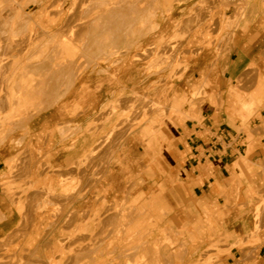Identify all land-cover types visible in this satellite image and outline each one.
Masks as SVG:
<instances>
[{
    "label": "rangeland",
    "instance_id": "1",
    "mask_svg": "<svg viewBox=\"0 0 264 264\" xmlns=\"http://www.w3.org/2000/svg\"><path fill=\"white\" fill-rule=\"evenodd\" d=\"M59 1L0 0V11L4 14H0V150L7 152L5 161L10 162L5 165L4 161V168L0 170V188L8 202L7 215L0 214V221H9L14 228L6 238L0 239V264H49V257L55 264H217L211 262L213 258L208 255L211 252L208 248L202 251L205 261L190 260L195 235L184 227L167 228L163 224L169 214L166 208L161 211L158 203L149 202L155 197L153 194L145 197L142 192L137 193L141 178L130 173L124 177L126 171L120 164L128 154L134 153L137 158L141 148H145L152 158L155 173L166 177L168 170L163 164V152L169 151L181 133L195 132V125L202 124V112L208 106L225 107L232 123L239 122L237 127L232 124L235 131H242L247 142L250 138L247 134L254 135L264 158V117L259 122H246L254 110L264 109V101L256 103L252 112L241 118L231 110L228 101H223L228 90L218 89L217 70L211 74L208 91L200 88L195 99L186 106L189 117L177 116L170 122L166 117L161 121L157 119L161 122L159 139H162L153 149H147L145 141L139 137L142 128L157 115L156 102L162 103L163 108L168 106V96L162 93L163 89L171 85L189 97L191 86L200 80L203 66L211 69L240 22L257 15L264 17V0H141L143 3L116 0L121 2H115L117 5L108 11L116 12L115 17L110 18L112 21L117 18V23L113 21L115 26L112 22V26L108 25L107 20L100 22V13L104 12L101 9L112 6L103 5L105 0H62L60 4ZM120 5L122 8H118ZM98 9L99 14H95L100 24L91 17ZM13 11L19 13L16 15ZM24 13L31 14L28 31ZM39 13L42 14L41 26L56 32L59 38H75L77 48L71 57L59 53L49 37L40 40V36L33 35L34 40L28 39ZM92 18L99 29L95 27L97 23L91 22ZM223 21L227 23L221 25ZM170 23L172 27L166 28ZM60 25L65 28L61 29ZM105 25L113 28L105 30ZM202 31L210 34V46L202 45L195 38ZM63 56L71 58L68 63L66 59L64 64L58 61ZM206 62L210 64L206 66ZM256 62L254 68L238 77L229 88L241 87L250 95L260 75L264 74V50L256 55ZM78 70L84 78L89 77L90 85L97 77L103 78L102 84L94 89L82 86L74 78ZM104 71L114 75L112 79L109 77L112 82L106 80L108 75L102 76ZM29 75L33 78L34 91L28 94L33 100L26 102L34 107L27 105L28 112L19 110L21 106H17V112H11V108L9 111L7 97L17 96L14 91L25 87ZM240 94L244 98L243 93ZM107 134H110L109 139ZM92 148L98 149L92 153ZM115 164L118 166L113 167ZM114 168L122 175L125 192L121 200L114 198L110 202L106 193L111 188L110 175ZM60 174L63 179L66 176V180L59 185L55 181H59ZM262 175L264 180V165ZM47 177L53 178L55 185L45 186ZM62 193L66 196H61ZM254 200L255 207L260 205L258 210L254 207L255 232L247 235L245 241H237L242 258L248 260L257 255L254 236L264 226V187ZM17 205L22 207L20 213ZM37 212L47 220L33 236ZM203 220L207 226L209 220L205 211ZM202 231L199 228L196 233ZM17 238H22V250L16 256L10 254V250H14L10 245ZM210 247L218 249L217 243Z\"/></svg>",
    "mask_w": 264,
    "mask_h": 264
},
{
    "label": "crops",
    "instance_id": "2",
    "mask_svg": "<svg viewBox=\"0 0 264 264\" xmlns=\"http://www.w3.org/2000/svg\"><path fill=\"white\" fill-rule=\"evenodd\" d=\"M263 50L264 17L257 15L240 22L231 40L222 46L219 52L220 57L213 66L218 71V89L225 92L228 90L227 98L226 94L223 95V101H228L227 104L231 110L241 118L248 116L254 106L249 110V113L240 115L236 109L239 103L247 102L249 96L254 94L260 97L257 100L258 103L264 101V93L258 91L259 81L261 77H264V74L260 75L257 87L250 95L244 92L243 88L238 87L244 98L238 90L229 88V85H233L238 77L258 64L256 55ZM209 64L210 62H206V66ZM202 114V124L213 127L221 126L234 131L233 125L239 126L237 120L232 123L230 113L225 111V107L216 109L208 106ZM261 117H264L263 108L254 110L246 118V122L248 124L259 122ZM147 132L160 135L162 134L161 125L158 124L154 131H149L146 124L139 135L145 141V147L153 149V145L147 142L144 136H141ZM247 135H250V138L243 154L235 158L221 156L202 162L192 159L194 149L192 134L181 133L169 151L163 152V164L168 170L166 177L155 173L151 166L152 158L145 148H141V154H138L137 158L133 156L134 153L122 158L120 166L126 171L124 177L130 173L142 180L137 193L142 192L145 197L153 194L159 200L160 205L168 211L167 221L163 224L174 230L184 227L195 235V241L192 243L193 248L189 255L191 261L198 263L205 261L206 257L204 256L203 259L202 251L208 248L207 250L211 251L208 255L213 258L212 263L264 264V226H261L254 236L257 240L254 243V246H257V255L253 260L243 259L240 249L237 248V241H245L247 235L254 231V199L264 187L262 175L264 158L261 147L254 135L251 133ZM157 138V142H160L161 139L158 136ZM249 148L251 151L247 152ZM7 158V152L0 150V170L4 168V161ZM8 162V160L5 161V165H8ZM116 166L118 164L113 165V167ZM117 169L112 170L109 182L111 188L106 193V198L110 202L114 198L121 200L125 192V187L121 183L122 175L118 173ZM116 180L117 185L114 186ZM119 186L120 188H118ZM7 203L0 188V212L5 216L7 215ZM204 211L209 220L207 226L203 220ZM199 228L203 230L202 233H196ZM13 229L9 221H0V239L6 238ZM216 243L217 250L210 247ZM10 246L14 247V250H10V254L15 253L17 256L22 250V238H17Z\"/></svg>",
    "mask_w": 264,
    "mask_h": 264
},
{
    "label": "bare ground",
    "instance_id": "3",
    "mask_svg": "<svg viewBox=\"0 0 264 264\" xmlns=\"http://www.w3.org/2000/svg\"><path fill=\"white\" fill-rule=\"evenodd\" d=\"M62 0H60L58 3L60 4V2H61ZM63 1H65V0H63ZM74 1V0H73ZM91 1V0H90ZM93 1H95V0H93ZM99 1V0H98ZM124 1V0H123ZM122 1V2H123ZM139 1H141V0H138V2ZM146 1V0H145ZM15 2V1H14ZM14 2H12V3H14ZM88 2H89V0H88ZM97 2V1H96ZM118 3L119 4V2H121V1H119V2H117L116 0L114 1V0H112V2L110 1V0H105L103 3V5H112V6H104V7H106L105 9H101L102 11H104L103 12V14H101L100 13V16L103 18V16H104V18L102 19H100L99 17H97V19H96V15L97 14H95V13H98L99 14V10L100 9H98L97 11H95L94 13L92 12L91 13V11H90V13H91V15L93 14V16H91L90 14H89V12L87 11V13L89 14V16H91V17H93V18H95L97 21L100 19V22L101 21H103V20H107V23H110V24H108V25H111L112 26V24H114V22L113 21H115L116 22V20H117V18H116V20H113L112 21V19H113V16L115 17V13H112L113 12V10L114 11H116L115 9H113L112 10V14H110V13H108V11L110 12V10H111V8L113 7V5L115 4V5H117L116 3ZM126 2H129L128 0H126ZM130 2H131V0H130ZM142 2V1H141ZM6 3V2H5ZM8 3V2H7ZM7 3L5 4V5H7ZM16 3V2H15ZM52 3H55V2H52ZM63 3V2H62ZM61 3V4H62ZM79 3V2H78ZM92 3V2H91ZM94 3V2H93ZM92 3V4H93ZM102 3V2H101ZM100 3V4H101ZM143 3V2H142ZM10 4V3H9ZM8 4V5H9ZM64 4V3H63ZM62 4V5H63ZM74 4H75V2H74ZM73 4V5H74ZM81 4H83L84 5V1H83V3H81ZM96 4H98V3H96ZM122 4V3H121ZM129 3H127V4H125L124 3V5H128ZM11 5V4H10ZM9 5V6H10ZM73 5H71V6H73ZM123 5V6H124ZM1 6H2V4H1ZM9 6H7V7H9ZM59 6H61V5H59ZM68 6H70V5H68ZM82 6V5H81ZM91 6V5H90ZM99 6V5H98ZM121 6V5H120ZM125 6V7H126ZM12 7V6H11ZM18 7H20V6H18ZM94 7V6H93ZM101 7V6H100ZM118 7V6H117ZM2 8V7H1ZM4 8V7H3ZM61 8V7H60ZM69 8V7H68ZM92 8V7H91ZM98 8V7H97ZM97 8H95V9H97ZM118 8H122V6L121 7H118ZM5 9H6V7H5ZM9 8H7V10L6 11H8L9 12V10H8ZM70 9V8H69ZM82 9H83V6H82ZM94 9V10H95ZM72 10V9H71ZM77 10V9H76ZM79 10H80V7H79ZM89 10V9H88ZM93 10V9H92ZM123 10V9H122ZM19 11V10H18ZM69 11V10H68ZM73 11V10H72ZM107 11V13H105ZM7 12V13H8ZM14 12V11H13ZM16 12V11H15ZM14 12V13H15ZM33 12V11H32ZM31 12V13H32ZM55 12V11H54ZM76 12H78V11H76ZM80 12V11H79ZM83 12H85V11H83ZM2 12L0 11V14H1ZM17 13H19V12H17ZM17 13H15L16 15H17ZM72 13V12H71ZM104 13L106 14V15H108V17L109 18H105V16L106 15H104ZM14 14V15H15ZM25 14V13H24ZM79 14H82V13H79ZM85 14V13H84ZM109 14H110V16H109ZM1 15H3L4 16V14H1ZM13 15V14H12ZM11 15V16H12ZM26 16H27V20H28V22H27V31H28V29H29V24H30V21H31V14H25ZM51 15H52V13H51ZM117 15H118V13H117ZM116 15V16H117ZM119 15H121V14H119ZM118 15V16H119ZM123 15V14H122ZM18 16H19V14H18ZM17 16V17H18ZM22 16V15H21ZM98 16V15H97ZM15 19H16V17L15 16H13ZM23 17H24V15H23ZM69 17V16H68ZM82 17V15L79 17V18H81ZM85 17V16H84ZM107 17V16H106ZM14 18H12V19H14ZM21 18V17H20ZM37 18H38V21H37V23H36V25L33 27V31L30 33V35H29V37H28V39H31V40H34L35 38H33L32 36L34 35V36H40L41 38H39L40 40H45L46 38H44V37H49V40L51 41V43L53 42H55L54 43V45L53 44H51L53 47H55V48H58V52L59 53H61L62 55L63 54H65L66 56H72L73 54H74V52L76 51V48H77V45H76V43H77V41H75L74 39H72V38H70V37H68L67 39H63L62 37L61 38H59V35L57 34L56 35V32L55 33H53L54 31H52V32H50L49 31V29H48V27H43V26H41V23H40V20L42 19V14L41 13H39L38 14V16H37ZM91 19V22H93L94 23V25H96V23H97V21L96 20H94V19ZM110 18H112L111 20H110ZM26 19V18H25ZM110 20V22H108L109 20ZM69 20V19H68ZM74 20V19H73ZM77 21H78V19H76ZM82 21H83V19H81ZM92 20H94V21H92ZM77 21L75 22V24L77 23ZM79 21H80V19H79ZM96 21V22H95ZM226 21V20H225ZM225 21H223V24L221 23V25H224L225 23H227V22H225ZM85 22V21H84ZM111 22H112V24H111ZM225 22V23H224ZM64 23V22H63ZM68 23H71V22H68ZM67 23V24H68ZM98 23H99V21H98ZM98 23H97V25L95 26L96 27V29H99V28H97L98 27ZM104 22H102L101 24H103ZM106 23V22H105ZM117 23V22H116ZM65 24V23H64ZM67 24H65V25H67ZM81 24V23H80ZM100 24V23H99ZM70 25V24H69ZM78 25H79V23H78ZM82 25H84V23L82 24ZM107 25V26H108ZM178 25V24H177ZM227 25V24H226ZM61 26L62 25H60V28H61ZM64 26V25H63ZM106 27V25L104 26V28H105V30H111L113 27ZM114 26H115V24H114ZM73 27H75L74 26V24H73ZM95 27H93V29L95 30ZM172 27V23H170L169 25H167V27L166 28H171ZM222 27V26H221ZM65 27H62L61 29H64ZM108 28V29H107ZM84 29H86V27H84ZM66 30V29H65ZM74 29H72V31H73ZM91 30V29H90ZM105 30H103V31H105ZM70 31H71V29H70ZM92 32V31H91ZM94 32V31H93ZM181 32H182V30H181ZM180 32V33H181ZM84 33V32H83ZM86 33H87V31H86ZM85 33V34H86ZM98 33V32H97ZM99 33H101V32H99ZM103 33V32H102ZM106 33V32H105ZM107 33H108V31H107ZM199 33H201V31L199 32ZM84 34V35H85ZM105 35H107V34H105ZM177 36V35H176ZM209 37H210V34L208 33V32H205V33H203V31H202V34H199V36L197 35V36H195V38H197L198 39V41L202 44V45H205V46H210V44L211 43H209V41H210V39H209ZM27 39V38H26ZM211 42V41H210ZM57 46V47H56ZM97 49V48H96ZM99 50V49H98ZM200 50V49H199ZM100 52H101V49H100ZM157 58L158 57H156V59L155 60H157ZM66 59V61L68 60H70L71 58H64V56L63 57H61L58 61H60V63H63L64 62V60ZM99 60V59H98ZM43 61V60H42ZM68 61H67V63H68ZM1 62V61H0ZM156 62V61H155ZM2 63V62H1ZM47 63L48 62H46L45 63V65H47ZM4 64H5V62H4ZM64 64V63H63ZM10 65V64H9ZM40 65H42V64H40ZM39 65V66H40ZM67 65V64H66ZM3 66V65H2ZM62 66V65H61ZM214 66V65H213ZM211 67V69H209V70H207L206 69V67L205 66H203V68L201 69V71H200V80L197 82V84H194V85H192L191 87H192V89H191V92H190V96L188 97L185 93H180V89L179 88H174L173 86H171V85H167V87L166 88H164L163 89V92L162 93H165V95H167L168 96V98H167V96H166V98L168 99V106H166V108L164 107L163 108V106H161V104L162 103H160V102H156V107H158V111H157V115H156V117L153 119V120H151L150 122H148L147 123V126H148V129H149V131H154V129H155V126L156 125H161L160 123L161 122H159V121H161L160 119L161 118H163V117H166L168 120H169V122L174 118V117H177V116H180V117H182V118H187V117H189L190 115H189V113L186 111L187 109H186V106L191 102V100L192 99H195V97H196V95L198 94V92H200V88H205L207 91H208V89H209V84H210V77H211V74H212V72L214 73V71H215V69H214V67ZM0 67H1V64H0ZM5 67V66H4ZM10 67V66H9ZM44 67V66H43ZM71 66H69V68H70ZM42 68V67H41ZM56 69V68H55ZM67 69H68V67H67ZM57 70V69H56ZM38 71H39V69H38ZM59 71V70H58ZM41 72H44V73H46L47 71H42L41 70ZM49 72H51L50 71V69H49ZM53 72V74H54V70L52 71ZM77 71H75V76H74V78L76 77V82L78 81L79 82V84H81L82 86H85V87H91L92 89H94V88H96V87H98L99 85H101L102 84V81H103V78L101 77H97V78H95L94 79V84L93 85H90L91 84V81H90V79H89V77L88 78H84L83 76V74H82V72L81 71H79L78 70V72L76 73ZM34 73V72H33ZM40 73V72H39ZM60 73V72H59ZM32 74V73H31ZM38 74V73H37ZM41 74V73H40ZM39 74V75H40ZM70 74V73H69ZM73 74V75H74ZM104 75H102V76H107L108 75V77H106V80H107V78H108V81L109 82H112V78L114 77V75H109L108 73H107V71H104V73H103ZM44 76H45V74H43ZM47 75V74H46ZM72 75V74H71ZM42 76V75H41ZM40 76V77H41ZM43 76V77H44ZM49 76L50 75H48L47 77L49 78ZM46 77V76H45ZM65 77V76H64ZM64 77H63V80H64ZM70 77V76H69ZM109 77H111V79L109 78ZM39 78V77H38ZM56 78V77H55ZM67 78V76L65 77V79ZM74 78L72 77V79H71V82L74 80ZM27 79V78H26ZM51 79H53L52 78V75H51ZM32 80H33V78H31V75H29L28 76V80H26L25 81V87L24 88H21V90H15L14 91V93H18L17 94V96H14V97H11V98H8L7 96V105H9L8 107V109H9V111H11L12 109V111L11 112H14V111H16L17 112V109L19 108H17V106H21V109L19 108V110H21L22 112L25 110V109H27L26 110V112H28V109L31 107V109L34 107H32L29 103H27L26 101H28V100H33V97L31 98V97H29V93L30 92H33L32 91V86L34 87V83L32 82ZM44 80V79H43ZM45 80H47L46 78H45ZM44 80V81H45ZM56 80V79H55ZM58 80V79H57ZM70 80V79H69ZM69 80L67 79V81L69 82ZM40 83H42V84H44L42 81H41V79H40V81H39ZM39 82H38V84H39ZM49 82V81H48ZM47 82V83H48ZM63 83V82H62ZM65 83V82H64ZM42 84H40L41 85V87L40 88H42ZM49 84V83H48ZM175 84V83H174ZM37 85V84H36ZM35 85V87H37ZM72 85H73V83H72ZM24 86V85H23ZM39 86V85H38ZM44 86V85H43ZM70 86V85H69ZM12 87H10V89H11ZM37 89V88H36ZM36 89H35V91H36ZM69 89V88H68ZM13 90L14 89H12V91L10 90L9 91V94H12V92H13ZM38 90H39V88H38ZM42 90H44V89H41V91ZM8 91V90H7ZM41 91H38L37 93H40L41 94ZM258 91L259 92H263L264 93V77H261V80L259 81V85H258ZM44 92H45V90H44ZM43 92V93H44ZM258 92V93H259ZM39 94V95H40ZM45 94V93H44ZM43 94V95H44ZM7 95V94H6ZM19 95V96H18ZM35 95H38V94H36V92H35ZM35 95H34V97H35ZM5 96H4V98H6ZM39 97V96H38ZM12 98H13V100H12ZM16 98V99H15ZM166 98H164V100H166ZM190 98V99H189ZM260 97L257 95V94H254V95H252V96H249V98H248V101L247 102H243V103H239L237 106H236V109H237V111H238V114H240V115H243V114H245L246 112H248L249 113V110L256 104V103H258L259 101H257L258 99H259ZM14 99H15V101H14ZM35 99V98H34ZM12 100V101H11ZM13 101H14V103H13ZM27 103V104H26ZM197 103V102H196ZM13 104H14V107H13ZM16 104V105H15ZM30 106V107H28V106ZM197 105V104H196ZM27 106V107H26ZM199 106V105H198ZM7 107V106H6ZM10 108H11V110H10ZM15 108H16V110H15ZM198 109V108H197ZM19 110H18V112H19ZM20 111V112H21ZM198 111V110H197ZM199 112V111H198ZM198 112H196L197 114H198ZM199 115V114H198ZM157 119H159V121H157ZM159 122V123H158ZM114 128V127H113ZM170 128H172V127H170ZM115 130V129H114ZM174 130V129H173ZM110 133H111V131H110ZM113 134V133H112ZM109 135L110 134H107V136H108V139L110 138L109 137ZM162 134H160V135H155V134H152V133H146V134H143V135H141V136H144L145 138H146V141L147 142H149L151 145H154L158 140V138H157V136L158 137H160ZM107 136H106V138H107ZM105 137V136H104ZM108 139H106V140H108ZM162 139V138H161ZM105 141V140H104ZM103 141V142H104ZM109 141V140H108ZM102 142V141H101ZM98 144V143H97ZM104 144H102V146H103ZM101 146V145H100ZM100 148V147H99ZM98 149V148H97ZM97 149L95 150V148L93 149H91L90 151L92 152L93 150H95V151H97ZM94 151V152H95ZM94 152H92V153H94ZM91 153V154H92ZM89 154H90V152H89ZM88 155V154H87ZM87 155H85V158H87L86 156ZM89 156V155H88ZM91 156V155H90ZM89 156V157H90ZM88 157V158H89ZM92 157V156H91ZM84 159V158H83ZM84 160H86V159H84ZM88 160V159H87ZM82 162H84V161H82ZM9 163L10 162H8V165H9ZM78 163V162H77ZM80 163H81V161H80ZM244 163H245V161H244ZM12 164V163H11ZM74 166V165H73ZM77 166L79 167V165L77 164ZM72 168V167H71ZM77 168V167H76ZM10 169V168H9ZM60 176H61V174H60ZM65 178L63 179L62 178V176H61V178L58 176V178H59V181H55V183H58L59 185L62 183V181H64V180H66V176H64ZM72 180L71 181H74V179L73 178H71ZM44 183H45V186H49V187H51V186H53V185H55L54 184V180H53V178H51V177H47V178H45L44 179ZM65 189H66V186H65ZM73 190V189H72ZM45 193H48V191L46 190L45 191ZM36 194V193H35ZM66 194V193H65ZM65 194H63L62 193V195L61 196H64ZM66 196V195H65ZM64 196V197H65ZM149 202L151 203H158L159 204V206H160V210L162 211L163 209H164V206H162V205H160V203L157 201V198H155V197H151L150 198V200H149ZM260 205H257L255 208H256V210H258V207H259ZM155 207V206H154ZM21 209H22V207H21V205H17V211L20 213L21 212ZM1 215H2V217L4 216L5 217V215L4 214H2V213H0ZM24 215V214H23ZM35 221V223H36V225H35V227H34V234H33V236H36V234L38 233V231H39V229H40V227H39V225L41 224V223H43L45 220H47L46 219V217L44 216V215H42V214H40V212H37V214L35 215V219H34ZM24 223V222H23ZM43 225H45V224H43ZM42 226V225H41ZM43 228V227H42ZM254 228V227H253ZM76 229V228H75ZM253 230H255V228L253 229ZM252 232H255V231H252ZM156 243L154 242L153 243V245H155ZM49 264H52L53 263V258L52 257H49ZM81 263V262H80ZM53 264H55V263H53Z\"/></svg>",
    "mask_w": 264,
    "mask_h": 264
},
{
    "label": "built area",
    "instance_id": "4",
    "mask_svg": "<svg viewBox=\"0 0 264 264\" xmlns=\"http://www.w3.org/2000/svg\"><path fill=\"white\" fill-rule=\"evenodd\" d=\"M194 161H210L221 156L238 157L244 153L247 141L242 131L227 130L208 124L195 125L192 133Z\"/></svg>",
    "mask_w": 264,
    "mask_h": 264
}]
</instances>
